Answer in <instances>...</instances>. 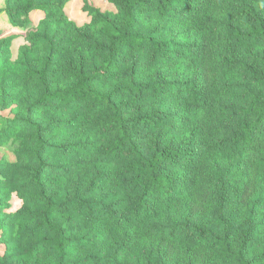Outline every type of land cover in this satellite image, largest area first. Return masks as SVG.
<instances>
[{"label": "trees", "instance_id": "trees-1", "mask_svg": "<svg viewBox=\"0 0 264 264\" xmlns=\"http://www.w3.org/2000/svg\"><path fill=\"white\" fill-rule=\"evenodd\" d=\"M106 1L0 8V264H264V0Z\"/></svg>", "mask_w": 264, "mask_h": 264}, {"label": "rangeland", "instance_id": "rangeland-1", "mask_svg": "<svg viewBox=\"0 0 264 264\" xmlns=\"http://www.w3.org/2000/svg\"><path fill=\"white\" fill-rule=\"evenodd\" d=\"M85 1H87L92 6L102 9L103 11H107L105 8L106 6L103 5V2H106L105 4H108L111 10L113 9V6L106 0H70L66 7V13L79 26L89 21L87 20L88 15L83 11ZM5 2L6 0H0V8H3L5 6ZM42 17V13L35 12L31 15L32 21L28 25L23 28H14L11 25L9 18L5 14H0V41L10 36L14 37L10 49L13 61L17 59L21 45L28 44L29 33L37 28ZM2 160H6L9 162H14L16 160L15 147L13 145L6 144L0 146V161ZM21 205V200H19L16 196H13L10 201V207L5 208V211H16L21 207ZM4 249V247L1 248L0 252H3Z\"/></svg>", "mask_w": 264, "mask_h": 264}, {"label": "crops", "instance_id": "crops-1", "mask_svg": "<svg viewBox=\"0 0 264 264\" xmlns=\"http://www.w3.org/2000/svg\"><path fill=\"white\" fill-rule=\"evenodd\" d=\"M103 3H104L103 5L106 6V7H105L106 10H111L110 7L108 6V4H105L106 2H103ZM87 20H89V17H88V16H87ZM87 22H88V21H87Z\"/></svg>", "mask_w": 264, "mask_h": 264}]
</instances>
